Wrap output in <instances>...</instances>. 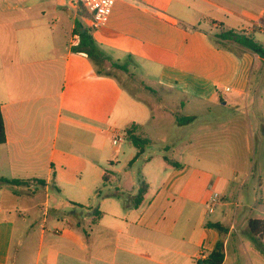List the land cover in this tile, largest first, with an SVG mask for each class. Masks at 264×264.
Wrapping results in <instances>:
<instances>
[{"label":"crops","instance_id":"crops-1","mask_svg":"<svg viewBox=\"0 0 264 264\" xmlns=\"http://www.w3.org/2000/svg\"><path fill=\"white\" fill-rule=\"evenodd\" d=\"M255 2L258 14L237 0H117L91 32L93 55L77 49L72 22L68 40L46 58L22 48L27 30L4 16L16 0H0V178L19 181L0 183V264H15L13 246L27 248L36 231L26 219L36 222L37 209L43 221L31 264H209L219 241L222 264H264L248 229L250 219H264L250 213L264 205V57L219 37L242 32L264 47V0ZM130 74L164 96L145 101L122 81ZM132 123L145 138L146 125L166 130L160 158L141 166L142 175L136 165L149 145L138 154L125 135L113 144ZM240 130L244 148L254 143L259 152L243 165ZM52 190L62 202L50 208Z\"/></svg>","mask_w":264,"mask_h":264},{"label":"rangeland","instance_id":"rangeland-1","mask_svg":"<svg viewBox=\"0 0 264 264\" xmlns=\"http://www.w3.org/2000/svg\"><path fill=\"white\" fill-rule=\"evenodd\" d=\"M237 1L240 5L252 7V9H254V11H256V13L258 14L259 4H257L256 2L251 3V0ZM16 3L18 5L17 8L14 11H8V13L4 16L7 18H11L15 22L16 29L18 26H23V28L27 30V32L23 31L20 33L22 48L25 47L26 49L35 50L37 53H39V56H43L44 54H46L47 58L48 54L57 52L61 49V43L68 40L72 22L74 24H77V22H81L82 24L86 25V11L83 8L79 9L75 20V9L70 0H16ZM70 10L71 14L69 13ZM32 56H34V54H32ZM76 60L77 57L74 55V62ZM116 72L118 73V75H120V72L118 70ZM122 81H124V84H126V86H128V88H130L132 91L141 92L143 99H145V101H149V103L159 101L161 100V97L164 96L163 93H159L160 97L154 94H148L146 92L147 88L144 85L140 84L138 80L134 78L133 74H130L127 79L122 78ZM152 81H154V78ZM152 81L148 83L149 85H151L150 87H154L155 85L154 83H152ZM142 106L144 110L149 109L147 102H144ZM168 111L169 109L166 108V106L163 109H159L157 107L156 115L160 116L163 113L167 114ZM145 133L147 138L151 139L153 143H151L146 148L143 157L140 158L139 163H137L136 165V172L140 175L143 174L141 166L145 167L148 162L156 158H160L158 152L162 146L160 140L166 138V130H164L163 132L153 133L149 125L145 126ZM243 135V131L240 130V142L238 144L240 165L245 164L246 161L253 157V155L257 156V154L259 153L257 151V147L254 150V143H250L249 152L246 150V148H244V142L241 141L242 139H244ZM212 139H217V136L213 137ZM216 141L217 140H215L214 143H217ZM208 142H210V138L208 139ZM262 146H264V143H262ZM145 155L149 157L148 161L144 160ZM42 197H44V195L41 196L40 201H43ZM239 201L241 200L236 198V196H231V202H233L234 205L239 204ZM61 202L62 200L57 196V192L52 190L51 198L49 199V205L47 207L53 208L54 204H60ZM234 205L232 206L233 208L235 207ZM238 210L241 218L244 216L247 209L240 207ZM262 211H264V205H257L252 212H247H250L254 217H264ZM37 218L36 222H33L32 219L27 217V221H32V223H34L33 228L36 232L32 230L29 237L27 238V248L18 249L16 246H13L11 253V262L15 261V264H31L35 260L36 254L39 249L38 233L41 230V224L43 221L42 211L40 209H37ZM22 221L23 217L22 215H19L18 226H22ZM246 240L249 239L247 238Z\"/></svg>","mask_w":264,"mask_h":264},{"label":"trees","instance_id":"trees-1","mask_svg":"<svg viewBox=\"0 0 264 264\" xmlns=\"http://www.w3.org/2000/svg\"><path fill=\"white\" fill-rule=\"evenodd\" d=\"M84 30V31H83ZM75 35L79 36L80 42L77 46L79 51L85 52L88 56L94 54V50L96 48L93 36L91 31L89 30L87 24L84 25L81 22H77L74 28ZM219 37L223 40H233L238 44L252 50L257 53L261 57H264V47L255 41L253 36L243 34L242 32L237 31H226L224 33L219 34ZM114 68L121 69L123 71H127V67L125 65H120L118 62H114L112 64ZM124 135L134 144V146L138 149V154H142L145 148L151 144V140L143 137L141 133V126L132 123L130 126L123 130ZM6 142V128L4 123V117L2 114V109L0 106V145ZM105 179V177H104ZM0 183H19L18 180H8L5 178H0ZM21 183V182H20ZM146 191V185L144 183L141 184V187L138 192V197L141 199ZM95 220L101 216V212L95 210L94 212ZM211 227L221 229L220 224H210ZM249 233L252 238L259 240L264 248V219H250L248 222ZM224 261V244L222 241H219L214 250L208 256L207 262L209 264H222Z\"/></svg>","mask_w":264,"mask_h":264},{"label":"built area","instance_id":"built-area-1","mask_svg":"<svg viewBox=\"0 0 264 264\" xmlns=\"http://www.w3.org/2000/svg\"><path fill=\"white\" fill-rule=\"evenodd\" d=\"M74 9L79 10L83 8L86 13L89 15V30L94 32L100 28H102L108 21L109 16L112 13L114 5L117 0H70ZM79 36L77 35V38ZM229 91L230 88H227ZM124 139V134L119 133L114 139L113 144H117L118 142ZM219 199V194L214 192L210 196V202L212 203L210 206V211L214 210L215 204ZM200 256L205 258L206 255L204 252H200Z\"/></svg>","mask_w":264,"mask_h":264},{"label":"water","instance_id":"water-1","mask_svg":"<svg viewBox=\"0 0 264 264\" xmlns=\"http://www.w3.org/2000/svg\"><path fill=\"white\" fill-rule=\"evenodd\" d=\"M84 31V30H83Z\"/></svg>","mask_w":264,"mask_h":264}]
</instances>
